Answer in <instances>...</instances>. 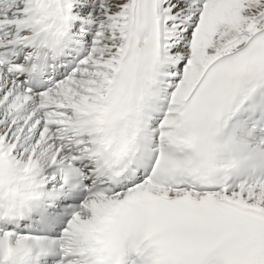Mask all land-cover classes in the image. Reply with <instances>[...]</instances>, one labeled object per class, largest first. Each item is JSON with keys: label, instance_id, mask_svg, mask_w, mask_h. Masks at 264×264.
<instances>
[{"label": "snow or ice", "instance_id": "snow-or-ice-1", "mask_svg": "<svg viewBox=\"0 0 264 264\" xmlns=\"http://www.w3.org/2000/svg\"><path fill=\"white\" fill-rule=\"evenodd\" d=\"M0 264H264V0H0Z\"/></svg>", "mask_w": 264, "mask_h": 264}]
</instances>
